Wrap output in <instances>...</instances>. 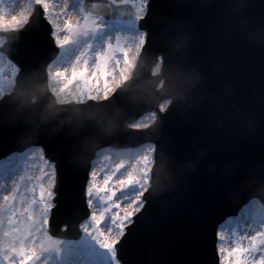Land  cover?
<instances>
[{
	"label": "water",
	"instance_id": "obj_1",
	"mask_svg": "<svg viewBox=\"0 0 264 264\" xmlns=\"http://www.w3.org/2000/svg\"><path fill=\"white\" fill-rule=\"evenodd\" d=\"M38 11L25 30L7 34L5 51L22 71L0 102V158L41 146L55 161L58 226L87 211L83 191L96 151L153 143L151 186L125 237V264H218L217 222L253 198L264 203V0H150L141 25L147 41L130 80L104 101L65 105L45 89L56 49ZM119 11L107 20H127ZM150 111L158 114L153 125L128 127ZM154 119L144 115L132 127ZM53 231L78 235L75 227Z\"/></svg>",
	"mask_w": 264,
	"mask_h": 264
},
{
	"label": "snow or ice",
	"instance_id": "obj_2",
	"mask_svg": "<svg viewBox=\"0 0 264 264\" xmlns=\"http://www.w3.org/2000/svg\"><path fill=\"white\" fill-rule=\"evenodd\" d=\"M31 2L36 7L26 0L27 15H11L20 0H0V32L25 30L33 18H39L38 9L42 10L56 49L49 70L53 65H70L68 70L54 73L62 81L63 91L75 86L81 97L89 99L101 87L107 93L113 63L119 64L123 57L127 64L129 37H121L119 31L105 34L104 21L113 10H120L127 17L126 27L146 43L137 24L145 12L143 0H108L90 6L85 0ZM129 3L130 9L126 7ZM70 47L75 48L74 55L65 59L64 50ZM8 66L15 77L19 68L10 59ZM3 82L0 73V84ZM144 175L143 171L140 175L124 173L122 166L112 170L104 164L98 167L94 161L83 191L87 211L75 224L65 221L55 226V161L45 156L42 147L0 158V264H125V237L147 203L145 184L149 181ZM54 227L63 233L75 227L78 236H59ZM215 253L218 264H264V205L251 200L237 214L219 220Z\"/></svg>",
	"mask_w": 264,
	"mask_h": 264
},
{
	"label": "bare ground",
	"instance_id": "obj_3",
	"mask_svg": "<svg viewBox=\"0 0 264 264\" xmlns=\"http://www.w3.org/2000/svg\"><path fill=\"white\" fill-rule=\"evenodd\" d=\"M27 7H28V3H26V0H20V3L16 7V9L12 12L11 15H18L21 12H25V14H28V12L26 11ZM117 31H119V34L121 35V37H129V39L127 41V44H126L127 50L128 51H129V49L135 50L136 43L139 40V38L141 37V35H137L135 32L132 33L131 31H124V32H121L120 33V30H118L117 28H114V27L113 28H107V33H105V34H113V35H115L116 34L115 32H117ZM103 35L104 34H102V36ZM102 36L101 37H98V39L102 38ZM140 44H141V41H140ZM138 50L139 49L137 47V49L135 51L136 52L135 53V57L137 55ZM74 52H75V48L74 47H71L69 50H64V57H65V59H70L71 56L74 55ZM2 58H3V60H5L4 59L5 58L4 56H2ZM3 60L0 59V64L3 63L0 66V69L4 70L8 74L9 68L6 66V64L4 63ZM132 62H135V58L132 60ZM69 68H70V65H66V66H63V67H61L59 65H54L53 68H51V70H49V66L47 67L49 90L52 93V95L55 97L56 101L59 102V103L64 102V100H68L67 98H71L75 102L80 101V99H78L76 97L73 98V96H78L79 95V93L77 91V88L75 86H73L72 88H70V89H68L66 91H63L62 90L63 85H61L62 84V81H60L54 75L55 72H58V71H66ZM110 77H112V74H111ZM9 91H10V88L6 89L4 92H9ZM103 91L104 90H103L102 87L100 89H98L97 91H94L92 93V98L93 99L103 98V96H102ZM84 99H86V98H84ZM152 150H153V147L152 146H149L148 144H145L140 149H138L137 152H135L134 154H131V160L135 163V165H138L139 163H142L143 162V159H149L148 166L146 167V169L148 170L149 167L152 164V160L150 159L152 157ZM99 153H96V156L94 158V161L96 163L98 162L97 163V166L98 167L100 166V164H104L107 167V163H108V159H109V155L111 154V151H109L107 149H103L102 156L99 158V161H98ZM111 156H112L111 157V161H113V163H114L113 166L115 168L122 166V170H124L123 169V164H122V160L123 159L120 158L119 156H116V155H111ZM91 170H92V168H91ZM133 171L134 172L136 171V175H140L141 171L144 172V167L135 166L133 168ZM123 172L124 173H129V172H132V170H130L129 168H127ZM144 177H146V179H148V171L146 172V175ZM100 182H102V181H100ZM121 215H123V209H121Z\"/></svg>",
	"mask_w": 264,
	"mask_h": 264
},
{
	"label": "rangeland",
	"instance_id": "obj_4",
	"mask_svg": "<svg viewBox=\"0 0 264 264\" xmlns=\"http://www.w3.org/2000/svg\"><path fill=\"white\" fill-rule=\"evenodd\" d=\"M145 1L146 0H143L144 3H145ZM29 3L31 4V7H33L34 2H31V0H29ZM130 3H131V0H130ZM104 23L107 24V28H113V27L114 28H117L118 30H120V33L121 32H124V31H131L130 29H128L126 27V25L128 24V22H125V21H119V20L106 21L105 20ZM61 27H62V24H61ZM132 33H134V32H132ZM101 36H102V34H101ZM140 41H141V37L139 38V40L136 43L135 50L129 49V51H128V58H127V60H128L127 64L124 63L123 57H120L119 58V61H120L119 64L113 63L112 69H111V71H112V77L109 78V82H108V91H107V93H105V91H103V94H102L103 98H104V95H110L112 93V91H113V88L116 87L117 84H120L121 82H123L124 81V78H128L129 77L130 71L132 70V67L134 66V62H132V60L134 58H136L135 57V53H136L135 51H136L137 47L139 49L140 48V45L142 44V43L140 44ZM0 42H1V39H0ZM70 48L65 49V50H69ZM0 59L3 60L2 56H0ZM3 61L6 64V66L9 68V66H8V62L9 61H7V60H3ZM2 64L3 63H1L0 66ZM53 66L51 68H53ZM0 73H3V76H4V82L2 84H0V94H2V93H4V91L6 89H8L9 87H11V85L13 84V77L10 75V69L8 70V74L4 70H2V69H0ZM61 85H63V84H61ZM74 97L80 99V101H82L84 98H88L87 96L81 97L80 95L73 96V98ZM67 99L68 100H73L71 98H67ZM110 149H111V147H108L107 148V150H109V151H110ZM102 153H103V150H101L100 153H99L98 161H99V158L102 156ZM111 155L112 154L109 155V159H108V163H107V167L109 168V170H112V169L115 168L113 166V164H114L113 161H111V157H112ZM116 156H119L120 158L123 159L122 160V164H123V169L124 170L127 169V168H129L130 170H132V172H134L133 171V168L135 166H140V167H144V174L145 175H146V172L147 171L149 172V169L148 170L146 169V167L148 166L149 159H143V162L142 163H139L138 165H135V163L131 160V155H116ZM150 159L152 160V157ZM134 173L136 174V171ZM144 178L146 179V177H144ZM146 185H145V187H146Z\"/></svg>",
	"mask_w": 264,
	"mask_h": 264
}]
</instances>
